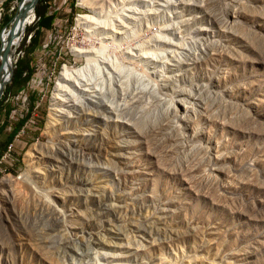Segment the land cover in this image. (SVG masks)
<instances>
[{"label":"rangeland","instance_id":"374dc122","mask_svg":"<svg viewBox=\"0 0 264 264\" xmlns=\"http://www.w3.org/2000/svg\"><path fill=\"white\" fill-rule=\"evenodd\" d=\"M20 1L0 0V66ZM38 1L50 28L26 51L34 14L6 45L31 75L1 105L0 264H264V0ZM98 48L106 105L44 134L73 52Z\"/></svg>","mask_w":264,"mask_h":264},{"label":"bare ground","instance_id":"6f19581e","mask_svg":"<svg viewBox=\"0 0 264 264\" xmlns=\"http://www.w3.org/2000/svg\"><path fill=\"white\" fill-rule=\"evenodd\" d=\"M1 1H4V0H1ZM25 1L26 0L20 1V6L22 8L21 21L16 26L10 27L2 35V42H1L2 51L1 52L3 55L4 61H3V64L0 66V88L4 80L7 79L9 75V71L11 69V65H12V57L10 56V54L8 53L6 49L8 38L13 32H15L18 29H21L26 24V22L28 23L32 22L34 18L33 11L31 9L26 8L25 3H24ZM82 3L80 2V4ZM80 19L81 18H79L78 21H82ZM99 49L100 48H98L97 50H94V53H97V54H94L92 50H89V51L75 50L73 52L74 56L79 57V58L82 57L85 64L83 63L84 65L79 66L77 68L69 69L67 67H64L62 72L60 73L57 83L55 85L53 96L51 98V102H50L51 108L48 114V119L44 126V134L50 133V131H52L53 126L55 125L57 121L61 122V119L63 117H69L70 113L68 114V112L65 109L68 110L71 108H77L80 105L82 107L83 104L90 103L91 98L94 95H95V99H97V101H95V99L94 101L97 102L99 105L106 103L104 92L100 96L96 95V92H95L97 90L96 88L94 89L95 93L90 92L92 85L96 81L95 80L96 78L94 79L95 76H93V73L95 70L93 68L97 66V62L99 61V56L102 55L103 53V49L102 50H99ZM101 60L102 59H100V61ZM35 153L38 154L39 152L35 149V146L33 145L29 147L24 153V162L26 165V170L23 173V175L21 174L23 176L22 177L23 182L27 179V177L28 179H30V177L35 179V177L37 178L39 175V174L36 175L39 172L34 167V161H35L34 159L36 158L34 157ZM11 179L12 178L10 177H5L0 180V194L2 193V195H6V193L10 191L11 181H12ZM52 194L54 197L58 196L55 194V191H53ZM48 203H45V206H50Z\"/></svg>","mask_w":264,"mask_h":264},{"label":"trees","instance_id":"16d2710c","mask_svg":"<svg viewBox=\"0 0 264 264\" xmlns=\"http://www.w3.org/2000/svg\"><path fill=\"white\" fill-rule=\"evenodd\" d=\"M33 12L35 14V19H37L36 30L33 33V37H29L30 45L28 47H26L27 49L25 48L26 51L28 49H31L36 44V38H37L38 30L49 29L51 26V21L53 19V17L51 15H47L45 13L44 9L39 10L36 7H34ZM28 31H30V30H27L26 34L24 35V37L21 41V44H20V48H22L25 44L26 37L28 36V34H27ZM30 75H31V69L28 66V62L25 61V63H24L22 60H17L15 63V69L12 72V76L10 78V81L5 85V87L2 91L1 97H0V112L2 110H4V108H5L4 106H1L2 101L5 99V97L7 95H10L11 92H13L12 88L18 87L19 85H21L22 83L27 81L29 79ZM5 126H6L5 123L2 126H0V133L5 128ZM15 131H16V129H14L9 134L5 135L4 139L0 140V156L3 152V150L5 149V146L13 138Z\"/></svg>","mask_w":264,"mask_h":264},{"label":"built area","instance_id":"2783aa9c","mask_svg":"<svg viewBox=\"0 0 264 264\" xmlns=\"http://www.w3.org/2000/svg\"><path fill=\"white\" fill-rule=\"evenodd\" d=\"M13 141H14V139L12 138L11 141L5 146V149L3 150V152L0 156V160L4 159L5 157H7L10 154L12 147H13Z\"/></svg>","mask_w":264,"mask_h":264},{"label":"water","instance_id":"95a60500","mask_svg":"<svg viewBox=\"0 0 264 264\" xmlns=\"http://www.w3.org/2000/svg\"><path fill=\"white\" fill-rule=\"evenodd\" d=\"M37 2V0H33V2H32V5H31V10L33 11V8H34V5H35V3ZM9 47V46H8ZM12 69H13V66L11 65V69H10V71H9V75H8V77H7V79L6 80H4V82H3V86L0 88V95H1V93H2V88L10 81V78H11V76H12Z\"/></svg>","mask_w":264,"mask_h":264},{"label":"crops","instance_id":"0c3cea01","mask_svg":"<svg viewBox=\"0 0 264 264\" xmlns=\"http://www.w3.org/2000/svg\"><path fill=\"white\" fill-rule=\"evenodd\" d=\"M2 112H3V110L0 112V115H1ZM3 130H4V129H3ZM3 130H2V132H3ZM2 132H1V133H2ZM1 133H0V140H2V138L4 139V137L1 138Z\"/></svg>","mask_w":264,"mask_h":264}]
</instances>
